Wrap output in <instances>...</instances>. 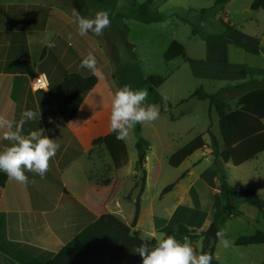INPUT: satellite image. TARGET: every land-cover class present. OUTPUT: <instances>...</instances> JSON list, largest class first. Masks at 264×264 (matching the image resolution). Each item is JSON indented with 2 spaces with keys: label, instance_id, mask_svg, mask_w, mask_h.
I'll list each match as a JSON object with an SVG mask.
<instances>
[{
  "label": "crops",
  "instance_id": "obj_1",
  "mask_svg": "<svg viewBox=\"0 0 264 264\" xmlns=\"http://www.w3.org/2000/svg\"><path fill=\"white\" fill-rule=\"evenodd\" d=\"M233 1L218 13L219 18ZM78 17L75 11L58 7L47 9L46 5L37 2L0 0V116L12 121L14 127L11 130H18L24 137L42 129L43 135L59 144L43 177L25 171L27 184L7 177L0 189V216H3L4 227L1 229L0 225V231H4L3 237L0 233V264H48L52 254L103 216L113 217L136 238L157 241L158 237L163 238L158 231L167 226L182 224L198 232L204 231L213 215L222 209L220 182L214 170L215 157L211 154L210 140H204V148L176 168L184 167L173 182V189L164 193L167 186H161L155 196L149 194L156 167L162 166L163 159L168 163L181 148L172 150L168 156H158L155 146L143 139L148 145L142 166L146 180L139 196L140 186L135 187L139 181L137 151L130 155L124 139L127 161L122 167L115 168L106 147L93 145L95 140L111 133V102L121 87L113 76L115 63L107 49L92 32L83 37L78 35L77 24L73 22ZM70 34L71 39L68 38ZM229 41L232 42L229 47L233 45L246 54L262 52L253 47L260 46L255 37H247L245 42ZM47 43L54 47H48ZM89 53L96 58L97 84L84 96L76 115L65 128L56 127L55 131L58 86L67 74L86 76L92 73L80 67ZM228 53L227 64L207 62L206 66L220 70L217 78L231 77L244 81L241 83L247 82L240 77L248 72L247 67L232 64L229 48ZM38 75L47 80L45 90L31 88ZM28 110L37 113V118L26 120L23 113ZM210 130L222 149L219 125L217 133L212 131V126ZM5 131L0 129V152L12 146V142L3 138ZM153 132L161 146L158 129L153 127ZM135 143L132 144L134 149ZM232 166L229 161L223 168L226 172ZM138 197L139 214L132 225ZM233 200L235 198H231V202ZM254 219L252 222L257 224V218ZM190 245L197 257L202 255L200 240L190 242ZM216 246L214 257L218 262ZM255 247L258 249H250L251 252H259V264H264V245L249 246L248 249Z\"/></svg>",
  "mask_w": 264,
  "mask_h": 264
},
{
  "label": "rangeland",
  "instance_id": "obj_2",
  "mask_svg": "<svg viewBox=\"0 0 264 264\" xmlns=\"http://www.w3.org/2000/svg\"><path fill=\"white\" fill-rule=\"evenodd\" d=\"M22 1L41 3L46 5L47 9L58 7L66 11H75L81 17L74 7V0ZM82 1L85 18L94 19L101 11L110 14L109 26L100 35L93 34L102 43L101 46L107 49L111 60L115 63L113 76L121 89L129 86L132 89L148 90L144 80L150 76H160L165 80L157 92L169 101L170 114L161 113V106L156 105L160 112L158 119L139 124L140 136L155 146L156 155L168 156L172 150L182 148L199 136L203 141L209 142L206 130L210 124L212 131L218 132L217 110L215 106L209 108L208 101L190 98L191 94L196 89L212 94L244 81H236L231 77L225 80L216 77L220 70L206 66L208 63L205 61L203 37L223 35L228 40L237 42H245L247 37H255L260 41L261 48H264V10L254 8L252 0H234L221 14V19L233 26V30L227 31L215 19L210 17L201 19L197 13L212 6L215 0H154L149 9L150 14L162 21L151 24L137 21L133 13L147 0ZM184 21H187V24ZM192 28L198 30L200 34L192 36ZM173 42L184 47L186 59L178 57L165 63L163 56ZM229 49L231 63L245 65L248 69V72L240 77L245 78V81L251 77L264 78V53L246 54L233 45ZM239 94L238 91L224 94V101L221 102L223 107L219 106L221 111L235 109ZM148 100L149 95L145 105H148ZM153 127H156L161 135V146L154 137ZM125 141L128 144L129 154H136L137 150L132 145L134 141L136 142V127L128 130ZM169 143L170 148H168ZM251 151L252 157L242 165L233 164L234 166L226 170V181L228 179L229 187L235 191L255 187L257 195L264 199V132L252 141L237 147L235 156L250 154ZM166 162L163 159L162 166L156 167L149 195L155 196L161 186H170L182 174L184 167L178 170L170 167ZM138 182L140 184L141 180L139 179ZM231 209L234 217L219 225L220 231L227 236L229 246L224 247L221 241L218 242L216 246L218 263L259 264L260 253L250 250L258 249L257 247L249 249L236 247L233 241L238 237L250 236L256 230H264L262 215L256 208L240 199L231 202ZM254 218H257V224L252 222ZM187 242L190 243L188 240Z\"/></svg>",
  "mask_w": 264,
  "mask_h": 264
},
{
  "label": "trees",
  "instance_id": "obj_3",
  "mask_svg": "<svg viewBox=\"0 0 264 264\" xmlns=\"http://www.w3.org/2000/svg\"><path fill=\"white\" fill-rule=\"evenodd\" d=\"M154 0H147L139 5L134 11L135 19L143 24H151L161 22L158 17L150 14V7ZM232 0H215L213 5L207 9H201L197 13L201 19L210 17L215 19L227 31L233 30V26L225 23L218 17V13ZM74 7L78 14L84 17L82 8V0H74ZM254 8L264 10V0H253ZM187 24V21H184ZM200 33L192 28V36ZM205 44V61L215 64H227L229 61L228 48L232 44L223 35H205L203 37ZM239 46V45H236ZM240 47V46H239ZM264 53V48L258 45L253 46ZM178 57L186 59L184 47L173 42L163 56L164 62L172 61ZM164 78L160 76H150L144 80V84L148 88L149 100L148 105H160L161 113L170 114L171 105L169 101L162 97L157 89L164 83ZM97 84V78L93 73L86 76L77 74H67L59 84L55 97V109L58 115L56 127L65 128V124L69 122L77 113L81 106L84 96L91 91ZM144 85V86H145ZM238 91L236 108L222 112L224 101L223 95L228 92ZM198 101H208L209 108L215 106L219 119V132L222 138V149H220L217 139L211 132V124L206 131L210 139L211 154L215 157L214 170L218 174L220 182V192L223 200L222 209L213 215V219L206 230L198 232L190 229L185 225L167 226L160 229L158 233L163 238L174 236L177 241L184 243L185 240L191 243L201 241V254H208L212 257L211 264H219L215 257V246L220 241L217 233L221 232L219 225L229 218H233L234 214L231 209V198L240 199L244 203L256 208L264 219V199H261L256 191L248 187L242 191L231 189L226 181V174L223 168L224 164L232 161L235 165H241L243 162L252 157V153H245L241 156H235L236 149L242 144L252 141L254 136L264 132V79L258 80L250 78L245 83H238L230 87L223 88L216 93H206L202 89H196L190 96ZM210 113V109H209ZM210 118V115H209ZM136 144L135 148L138 152L137 171L139 173L135 187L140 186L139 196L142 194L146 173L142 169L145 162L147 143L140 136L139 124L136 126ZM102 144L106 147L115 168L122 167L127 161V151L124 140H117L114 133H110L104 138L97 139L93 145ZM205 141L199 136L173 154L168 164L172 168H177L182 162L197 151L204 148ZM81 152L77 153L80 154ZM62 167V166H61ZM7 181V175L0 173V189L4 187ZM172 184L164 189L167 193L173 189ZM138 197L135 203V217L132 225L136 223L139 214ZM3 216H0L1 229ZM3 230L0 233L3 237ZM227 240V236H224ZM156 240H143L132 236L129 229L117 222L113 217L103 216L95 220L92 224L84 228L73 239L66 243L56 254H52L48 264H142V257L136 252L142 243H147L149 247L156 244ZM236 247H249L264 245V232L256 230L250 236L238 237L233 241Z\"/></svg>",
  "mask_w": 264,
  "mask_h": 264
},
{
  "label": "clouds",
  "instance_id": "obj_4",
  "mask_svg": "<svg viewBox=\"0 0 264 264\" xmlns=\"http://www.w3.org/2000/svg\"><path fill=\"white\" fill-rule=\"evenodd\" d=\"M77 24L78 35L86 36L89 32L100 35L110 24L107 12H98L94 19L78 17L73 21ZM71 39V34L68 37ZM48 47L54 44L47 43ZM96 58L89 53L80 64L96 75ZM149 93L147 89H132L124 86L114 94L111 102L110 130L115 134L117 140H124L128 130L137 124L150 123L158 119L160 112L156 105H145ZM26 120L37 118V113L28 110L23 113ZM40 118V116H39ZM13 122L0 116V129H5L3 138L12 142V146L0 152V172L5 173L9 180L20 184H27L28 177L25 171H30L43 177L48 170L49 160L56 155L59 144L48 136L43 135V130L34 131L27 137L12 131ZM225 233L218 232L217 238L224 247L229 242L224 239ZM142 257V264H211L212 257L202 254L198 257L188 242L180 243L174 236L157 238L154 246L149 247L142 243L136 249Z\"/></svg>",
  "mask_w": 264,
  "mask_h": 264
},
{
  "label": "built area",
  "instance_id": "obj_5",
  "mask_svg": "<svg viewBox=\"0 0 264 264\" xmlns=\"http://www.w3.org/2000/svg\"><path fill=\"white\" fill-rule=\"evenodd\" d=\"M47 80L43 75H38L31 83V88L34 91L45 90L47 88Z\"/></svg>",
  "mask_w": 264,
  "mask_h": 264
}]
</instances>
